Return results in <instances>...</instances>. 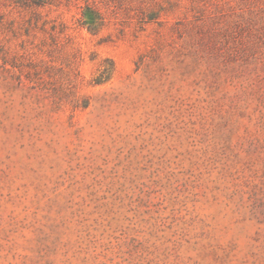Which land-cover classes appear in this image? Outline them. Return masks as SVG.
<instances>
[{
	"label": "rangeland",
	"instance_id": "obj_1",
	"mask_svg": "<svg viewBox=\"0 0 264 264\" xmlns=\"http://www.w3.org/2000/svg\"><path fill=\"white\" fill-rule=\"evenodd\" d=\"M0 264H264V0H0Z\"/></svg>",
	"mask_w": 264,
	"mask_h": 264
}]
</instances>
